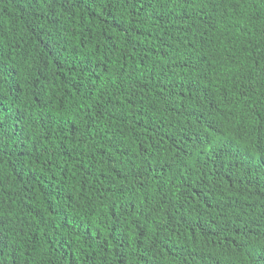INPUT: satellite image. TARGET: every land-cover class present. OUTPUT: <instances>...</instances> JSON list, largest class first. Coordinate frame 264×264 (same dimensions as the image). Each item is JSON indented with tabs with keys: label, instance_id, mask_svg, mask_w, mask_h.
<instances>
[{
	"label": "trees",
	"instance_id": "1",
	"mask_svg": "<svg viewBox=\"0 0 264 264\" xmlns=\"http://www.w3.org/2000/svg\"><path fill=\"white\" fill-rule=\"evenodd\" d=\"M0 264H264V0H0Z\"/></svg>",
	"mask_w": 264,
	"mask_h": 264
},
{
	"label": "snow or ice",
	"instance_id": "2",
	"mask_svg": "<svg viewBox=\"0 0 264 264\" xmlns=\"http://www.w3.org/2000/svg\"><path fill=\"white\" fill-rule=\"evenodd\" d=\"M4 134H6V133H4V132H3V129L0 128V138H2V136H3Z\"/></svg>",
	"mask_w": 264,
	"mask_h": 264
}]
</instances>
